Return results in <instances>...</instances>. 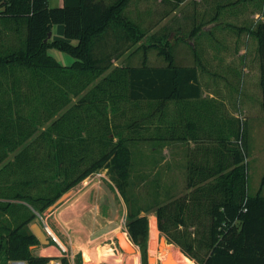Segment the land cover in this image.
Masks as SVG:
<instances>
[{
    "label": "trees",
    "instance_id": "1",
    "mask_svg": "<svg viewBox=\"0 0 264 264\" xmlns=\"http://www.w3.org/2000/svg\"><path fill=\"white\" fill-rule=\"evenodd\" d=\"M132 1L63 0L62 5L53 7L49 0H0V14L25 25L21 46L0 48V215L7 219L1 222L4 218H0V264H9L10 260L49 262L51 258L37 256L31 249L40 242L28 228L36 217L35 210L43 212L93 173L106 171L124 191L130 178L131 149L117 124L108 119V114L114 118L121 113L119 98L108 95L109 102L107 98L99 100L96 89L91 88L89 97H81L75 107L89 103V99L102 102L103 109L90 107V121L84 127L70 126L71 117L77 116L72 115V109L62 111L56 119L50 116L45 126L44 109L49 108L46 104L50 97H67L71 93L78 96L81 75L93 78L128 52L135 53L134 47L148 30L142 27L140 15L134 18L124 13ZM56 24L64 25L65 39L48 37ZM166 28L151 34L149 42L160 49L165 65H147L145 53L144 64L123 67L129 100H185L202 95L198 67L176 63L173 53L161 48L162 43L169 42L171 31ZM249 31L258 40L264 113V21L256 22ZM146 45L142 42L138 47L146 49ZM50 48L68 52L75 61L69 66L61 64L49 53ZM93 120L100 122V129L91 127ZM229 130L235 138L231 141L229 136L228 141L232 144L233 167L226 174L220 173L217 187L223 192L218 191L221 196L213 197L211 204L208 250L199 256L191 244L182 245L174 238L169 242L180 244L198 264H264V176L260 190L255 195L248 194L246 152L240 145L246 131L232 124ZM26 205L33 209L23 215L22 207ZM156 212L162 229V209ZM179 220L184 224V218ZM126 229L141 248L143 264H148V217L129 212ZM59 259L61 264H71L65 255Z\"/></svg>",
    "mask_w": 264,
    "mask_h": 264
},
{
    "label": "rangeland",
    "instance_id": "2",
    "mask_svg": "<svg viewBox=\"0 0 264 264\" xmlns=\"http://www.w3.org/2000/svg\"><path fill=\"white\" fill-rule=\"evenodd\" d=\"M212 5L211 0H201L199 2L189 0L164 17L165 11L170 9V5L165 0L132 1L126 7L124 13L129 16L131 14L134 18L138 15L141 16L140 23L148 31L147 35L137 44L146 43V49L143 46L140 48L138 45L135 46L133 49L135 50L134 54L128 52L117 60V65H113L110 69L97 74L93 78L81 75L77 88L79 89L78 96L73 93L67 97L62 94L57 98L49 96L50 101L46 104L49 108L45 107L44 109V118L47 121L45 126L49 124L50 116H52V119H56L62 111L72 109L70 111L72 115L76 113L77 116L71 117L70 126L72 128L84 127L89 124L90 120L87 115L91 113V108L94 110L95 107L100 106L103 109L102 102H90L89 99L87 100L89 103L84 102L75 107L81 97H89L91 88L96 89L99 100L107 98L109 102L110 95L119 98L118 107L121 113L114 118H111V115L108 114V119L111 124H117L118 131L126 138L125 144L131 149L130 178L125 184L123 192L116 186L106 171L95 172L103 173L105 177L95 176L90 182L107 186L109 194L114 195L116 198L110 200L113 204H117L118 209L120 208L118 220L121 221V225L119 230H115V241L123 247L125 253L122 257L118 256L114 264H143L144 262L141 248L132 241L126 229L128 213L131 211L140 212L141 215L148 217L149 231L146 258L148 264H193V262L198 264L197 260L192 259L185 253L180 244L169 242V238H174L185 246L191 244L193 252L199 256L204 255L209 248L211 241L210 225L212 222L211 204L213 197L218 198L221 196L218 191H222L217 187L221 180L220 173L224 172L226 174L233 167L232 144L228 141L229 136H234V134L229 133L231 131L229 126L231 124L237 127L241 125L240 116L226 112L227 98H223L222 93L218 98H212L211 96L213 86L216 84L212 76V70L215 69L213 66L214 49L217 45L215 40L219 37L220 43H227L226 36L225 34L222 35V32L215 34L213 30L209 32L205 30L211 28L209 22L212 21L213 23L211 17ZM247 5L252 9L254 15V11L262 10L264 0H251V3ZM5 17V14H0V48L21 46L24 40L25 25L23 22L16 23ZM247 17V21L245 20L243 24L249 28L256 22L262 21L260 18H255V16ZM230 21L233 22V25H236L235 27L240 26L242 23L237 19H230ZM180 24H183L181 26L183 27L181 28L183 29L182 32H178L179 28L177 29ZM57 25L59 24L54 26ZM165 27H168L167 30L171 28L170 30L173 31L168 37L169 42L162 43L161 48L163 47L162 49L172 52L176 63L198 67L203 89L202 95L197 99L185 100H129L123 67L127 65L139 66L144 63L151 66L165 65L166 59L164 55L159 54L160 49L149 45L150 35L161 33ZM233 36L229 43H234L235 40L236 43L231 46L229 51L223 49L226 56L231 55L233 51L238 52L242 46L243 36L238 34H233ZM54 37L64 39V35H59L55 29L52 38ZM256 41V36L249 31L248 42L252 45L253 50L249 51L248 54L249 60L246 66H249L250 69L248 72L249 79L246 82L249 89H251L250 103L254 108V112L246 120L247 130L244 128V131L248 132V142L246 135L244 142L239 143L244 146L247 155L244 163L247 166V192L250 195H255L260 190L264 175V115L260 112V107L262 109L260 90L262 88L259 77L260 61L255 48ZM49 53L54 56L61 54L63 58H58V62L61 64H72L69 63L72 61H69L70 56L65 51L49 49ZM145 53H147V60L143 63ZM234 64L235 69L232 74H235L241 65L239 60H235ZM116 68L118 70H115ZM218 84L220 88L225 89L222 92L226 93L229 85L233 84L232 86H234L236 83L219 82ZM84 85L87 86L80 89ZM235 100L237 103L238 99ZM68 102L69 104H67ZM215 109H218L219 113H212ZM50 112L52 114H49ZM166 123L181 124L182 127L178 126L177 130L169 131L166 129L167 126L166 128L164 126ZM90 125L92 128H96L100 125V122L93 120ZM170 133H172V136H178V140L182 139L181 137L186 138L182 140V146L175 148L176 154L180 152L182 155L165 153L167 139H155V135H157L156 137L169 136ZM221 139H224L230 145L221 142L223 141ZM116 140L117 137L114 138V141ZM247 143L253 151L248 149ZM221 166L223 167L220 168ZM76 186L65 192L67 194L65 199L61 200L64 193L49 207L54 210L63 204L76 190ZM103 198L106 197L103 196ZM49 207L43 212L35 210L36 217L30 223L31 225H37L43 232L46 238L43 243H47L49 239L39 225L42 224V216L47 215L48 212L46 211ZM29 208L30 206H23L22 214H29L32 207ZM159 208L162 209V217L164 216V228L162 227V229L159 226V217L156 212ZM151 216H155L157 222L158 233L155 236L150 233ZM1 217L2 215H0ZM2 218L1 222H7L6 216ZM182 218L185 219L184 224L179 220ZM110 232L113 234L114 231L109 230ZM53 242L55 241L53 240ZM106 242L107 240L103 238V242L98 245L97 252L99 255L102 244L104 251L109 249ZM162 242L163 245H161ZM129 247H132V252L128 251ZM61 255L64 256L65 253Z\"/></svg>",
    "mask_w": 264,
    "mask_h": 264
},
{
    "label": "crops",
    "instance_id": "3",
    "mask_svg": "<svg viewBox=\"0 0 264 264\" xmlns=\"http://www.w3.org/2000/svg\"><path fill=\"white\" fill-rule=\"evenodd\" d=\"M176 1L177 0H169V3L167 2L168 5H170V9L165 11L164 17L169 15L171 11L175 10L177 7L183 5L189 0H180L177 6H173ZM199 1L201 0H197V2ZM211 1L213 2L211 12L213 23L212 21L209 22L208 24L211 23V28L205 30L206 32L213 30L215 34H219L220 32H222V35L225 34L228 43V45L227 43H220L219 37H217V39L215 40L217 45L214 49L215 52L213 56V66L215 69L212 70V76L213 81L216 84L215 86H213L211 96L212 98H218L222 93V97L227 98L226 112L232 115L240 116L241 129L246 128L247 130L246 120L248 119V116L252 112H254V108L250 103L252 96L251 89H249L248 83L246 82L249 79L248 72L250 67H247L246 65L249 60V51H252L253 48H251L252 45L248 42L249 27L247 25H244L243 23H245V20L247 21V16H255V18H260L262 21H264V5L262 6V10L254 11L253 15L251 11L252 9L249 7V5L246 6V4L251 3V0ZM49 4L50 6H60L63 4V0H49ZM230 19H237L242 23L240 26L235 27L236 25H233V22H231ZM182 25L183 24H180L177 27V29L179 28L178 32H182ZM212 25L214 26L212 27ZM54 29L59 35H64L63 24L53 26L52 35ZM170 31L172 33L173 30ZM233 34L242 35L244 40L242 41V46L240 47L238 52L233 51L231 55L226 56L223 49L229 51L231 46H234L236 43V40L234 41V43H229L230 39L234 37ZM52 39L63 38L54 37ZM257 47L258 40L255 44L256 55L258 56ZM66 53L70 56L69 61H72L69 63H73L75 61V58L68 52ZM54 57H56L57 60L58 58H63L61 54H56V56ZM64 58L66 59V61H68L66 57ZM235 60H239L241 65L238 67L239 70L235 74H232V71L235 69ZM257 62L259 64L258 59ZM69 65L71 64H68L66 66ZM115 65H117V61L114 62V66ZM219 82H235L236 84H234V86H232L233 84H228L229 88L226 89V93H224L222 91L225 89H222L223 87L220 88L218 84ZM260 92L261 98L262 90H260ZM235 99H238L237 103ZM232 100H234L233 103ZM214 112L219 113L218 109L212 111V113ZM260 112H262V114L264 115L261 107ZM164 126L165 128L167 126L166 129H168L169 131L175 129L177 130L178 126L182 127L181 124L179 125L176 123H166L164 124ZM246 135V140L248 142V132H246ZM156 136L157 135H155V139H157ZM164 137L165 139H167L164 152L167 154L170 153L172 155H175V148L178 146H182L183 139L178 140V136H172V133H170L169 136L166 135ZM230 140L234 141V136H231ZM247 147L249 150H251L248 143ZM177 154L181 153L178 152ZM95 176L105 177L103 173H95L94 175L92 174L89 177L85 178L77 184V186L75 187L76 190H74L73 194H71V196L63 204L56 207L51 213L45 215V217L43 216L44 219H42V224H40L39 226L47 235L49 241L47 243H43L39 239L40 242L38 244L32 245L31 249L35 255L49 257L51 258L49 262H51L53 259L62 254L60 244L57 242L58 240L68 250L66 251L65 256H67L71 264H89V262H91V264H114L118 256H124L125 251L123 250V247L119 246V244H117V242L115 241V230H119V227L121 225V221L118 220V216L120 215L118 214L120 208L118 209L116 207L117 204H113V202L111 201L115 200L116 198L114 195L109 194L110 192H108L107 186L90 183L91 180L95 178ZM103 196L106 198H103ZM44 221L47 222L52 228L53 235L57 239L56 241L45 231ZM32 226L33 225L29 224L28 228L33 232ZM109 230H112V232L114 231L113 234L111 232L109 233ZM103 238L107 240L106 245H109V249L104 251V249L102 248V244L99 255V253L97 252V247L101 244V242H103ZM53 240L55 242H53ZM131 248L132 247L128 248L129 252L133 251L131 250ZM56 251L60 253H57ZM49 262H47L46 264H48ZM9 264H27V262L24 260H10Z\"/></svg>",
    "mask_w": 264,
    "mask_h": 264
},
{
    "label": "built area",
    "instance_id": "4",
    "mask_svg": "<svg viewBox=\"0 0 264 264\" xmlns=\"http://www.w3.org/2000/svg\"><path fill=\"white\" fill-rule=\"evenodd\" d=\"M99 172H101V171H99ZM95 173H93V175H94ZM42 219H44V217L42 216ZM44 229H45V231L56 241L57 239H56V237L53 235V233H52V228L50 227V225L47 223V222H45L44 221ZM57 242L60 244V247H61V252H62V254L63 253H66V251H67V249L65 248V246L64 245H62L58 240H57ZM62 255H60V256H58V257H56L55 259H53L51 262H49L48 264H61V261H60V259H59V257H61Z\"/></svg>",
    "mask_w": 264,
    "mask_h": 264
},
{
    "label": "water",
    "instance_id": "5",
    "mask_svg": "<svg viewBox=\"0 0 264 264\" xmlns=\"http://www.w3.org/2000/svg\"><path fill=\"white\" fill-rule=\"evenodd\" d=\"M52 36V32L49 33L48 37H51ZM47 40V39H46ZM67 197V194L65 193L62 197H61V200L65 199ZM53 210L49 207L48 210L46 212H48L47 214L51 213ZM32 229H33V233L42 241V242H45L46 241V238L43 234V232L39 229V227L37 225H33L32 226ZM150 260V258H149ZM151 261V260H150Z\"/></svg>",
    "mask_w": 264,
    "mask_h": 264
},
{
    "label": "bare ground",
    "instance_id": "6",
    "mask_svg": "<svg viewBox=\"0 0 264 264\" xmlns=\"http://www.w3.org/2000/svg\"><path fill=\"white\" fill-rule=\"evenodd\" d=\"M151 219H152V221H151V226H150V233H151V235L152 236H155V235H157V233H158V229H157V222H156V218H155V216H151ZM52 231V230H51ZM52 233H53V231H52ZM155 241V240H154ZM161 245H163V242L161 243ZM162 249V248H161ZM193 262V261H192ZM168 263V262H167ZM193 264H196V263H194L193 262Z\"/></svg>",
    "mask_w": 264,
    "mask_h": 264
}]
</instances>
